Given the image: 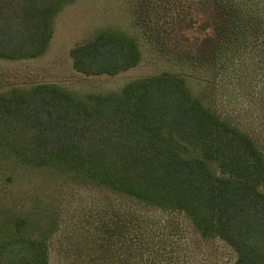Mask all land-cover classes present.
<instances>
[{"label": "trees", "instance_id": "obj_1", "mask_svg": "<svg viewBox=\"0 0 264 264\" xmlns=\"http://www.w3.org/2000/svg\"><path fill=\"white\" fill-rule=\"evenodd\" d=\"M75 1L0 0V59L43 55ZM128 3L135 33L97 31L71 50L73 68L117 76L139 65L142 40L168 70L107 94L48 83L0 93V264H50L57 211L18 185L37 177L160 214L111 199L85 211L58 244L65 264H174L186 225L224 241L234 264H264V148L232 119L254 118L264 132V0ZM188 30L200 32L194 46ZM227 84L240 88L223 112Z\"/></svg>", "mask_w": 264, "mask_h": 264}, {"label": "rangeland", "instance_id": "obj_2", "mask_svg": "<svg viewBox=\"0 0 264 264\" xmlns=\"http://www.w3.org/2000/svg\"><path fill=\"white\" fill-rule=\"evenodd\" d=\"M132 23L128 0H77L67 5L55 18L53 37L43 55L14 61L0 59V93L13 87L30 89L38 84L48 83L80 93L107 94L120 91L131 81L162 74L168 70V65L142 40V58L139 65L117 76L86 77L73 68L70 52L74 47L105 28L133 35L136 30ZM183 36L194 46V40L200 37V32L183 31ZM239 88L237 84H227L221 89V111L227 112L236 106L235 103L227 104V96L233 91H239ZM232 119L264 148V132L254 118L238 116L237 112H234ZM18 185L23 186L22 189L39 191L41 198L51 203L57 211L62 225L61 231L52 238L49 247L50 264H65V257L61 256L62 251L58 244H66L67 240L71 239L69 236L76 230L75 223L82 220L80 216L85 211L100 208L108 199L113 200L116 205H124L127 210L136 208L135 210L140 212L156 214L154 217L160 215L159 211L152 209L138 210L136 203L128 199L122 201V198L114 195L74 184L59 181L41 182L37 177L32 178L28 184L19 182ZM19 189L20 187H15L14 193L19 194ZM0 198L5 199V189H0ZM161 215H165L167 222L173 218L171 214ZM178 234L182 237L180 240L174 239V242H179V255L174 256V264H234L235 252L224 241L218 238L213 241L200 240L187 225L186 229Z\"/></svg>", "mask_w": 264, "mask_h": 264}]
</instances>
